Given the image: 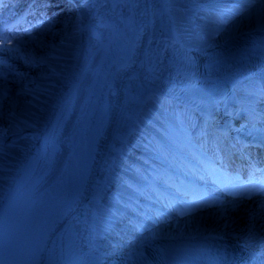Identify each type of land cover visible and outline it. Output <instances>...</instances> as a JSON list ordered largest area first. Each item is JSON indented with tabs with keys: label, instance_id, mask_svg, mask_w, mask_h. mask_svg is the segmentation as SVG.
<instances>
[{
	"label": "bare ground",
	"instance_id": "bare-ground-1",
	"mask_svg": "<svg viewBox=\"0 0 264 264\" xmlns=\"http://www.w3.org/2000/svg\"><path fill=\"white\" fill-rule=\"evenodd\" d=\"M8 1L20 5L26 3V7L32 2V0ZM77 2L81 7L78 19H73L75 16L71 15L62 23L59 21L55 24L50 23L42 32L43 35L39 34L36 38L28 40V43L30 42L28 49L23 48L28 44L26 42L22 45L21 51L12 56L3 45L0 47V69L5 67L3 63L6 61L15 62L18 70L22 71L21 75L6 68V74L0 76V148L3 141L21 138L15 147L7 145L0 149V252L10 241L16 221L30 201L43 188L53 183L54 176L67 154L68 132L87 91L88 79L103 57L106 41L112 37L113 28L122 26L119 17L127 15L128 12L127 5L123 3L107 8L108 0H77ZM180 4V0H136L137 11H141L139 12V21L142 23L141 39L140 44L137 45L136 61L121 73L119 86L117 84L116 87L118 93L114 94L116 122L111 128L112 134L100 163V169L105 172L101 173V177H97L99 183H94V187H91L90 193L95 197L92 200L88 199L87 204L74 214L80 223L79 226L89 227L87 231L89 237L95 233H98L99 237L105 235L108 231L107 226L110 229L114 224L111 222L115 221L117 215L112 214L113 218L109 215L102 216L106 227H102L101 231L95 228L96 222L97 224L101 222L98 212L105 213L101 210L100 204L106 184L113 176L111 173L113 156L116 155L117 148H120L127 135L140 127L139 121L143 119L142 115L148 107L146 104L141 109V106L146 103L143 98H147L148 93L152 100L163 97L159 95L161 91L166 94H175L176 91V94H187L189 98L194 94L193 100L196 99L200 106L210 105L208 109L212 111L213 107L226 101L230 86L244 78L246 71L244 66L253 67L261 64L264 68V42L258 41L260 38L264 39V0L261 4L251 5L248 14L240 18L239 22L231 21L230 25H227L225 18L233 9L226 8L223 11L225 13L214 20L216 21L214 24L221 29L219 36L212 39H203L192 32L193 28L183 16ZM7 10H9L7 14L15 11V9ZM76 21L79 23L78 30L75 29ZM183 42L187 46H183L182 49ZM184 48L196 50H190L194 51L191 54L184 51ZM205 48L213 49L212 53L208 54V49ZM200 50L202 54L199 53ZM243 55H250L249 60H245ZM2 57L6 59H1ZM193 57H196L195 62L190 61L188 68L194 76V81L201 82L196 84V87L187 85V90L185 86L179 84L182 78L165 68L163 63H173L179 68L183 66L182 61L188 58L193 60ZM17 58L19 60H16ZM37 59L45 60L47 66L39 63ZM103 61L100 65L104 63ZM241 61L247 63H240ZM139 70H142L141 75ZM247 72L249 71L245 73ZM212 77L214 80L208 82L207 78ZM146 78L149 81H146ZM248 80L251 81L252 78L249 77ZM139 81L146 85L143 97L134 93L128 94V88ZM243 96L244 92H241L237 98L241 99ZM202 97L209 98L210 103L204 102ZM156 109L160 111L159 106ZM152 115L149 127L154 135L147 138L142 146L144 147L142 153L145 157L146 154L161 157L163 152L161 150L158 152L157 145V138L162 135L161 128L169 132L175 130L179 118L166 115L165 121H162L156 112ZM156 125H160L161 128ZM191 143L197 150L200 149L193 139ZM108 151L110 153L107 155ZM143 155L139 158L141 159ZM106 156L108 161H104ZM188 160L194 161L191 157H188ZM132 167L133 165L128 164L125 171L128 174L132 173ZM26 169L27 174L23 183L11 193L10 190ZM120 187L136 193L134 188L126 183H121ZM114 202L121 208L124 204V201L120 200ZM89 204L88 214L82 216L85 205ZM219 208L211 209L212 215H208L213 218L210 221L212 230H217L213 232L214 234L209 230H203L202 226H198L197 222L192 220L185 224L181 233L175 230L165 231L163 237H157L155 240L156 245L167 252L179 247L199 248L205 242H214L238 247L247 245L253 249L262 248L260 251L263 253L264 246L259 241L264 239V236L260 239L253 237V233L256 230L261 231V234L264 233V209L256 204L237 202L234 208L227 210L220 217L221 210L217 214ZM107 214L109 213L106 212ZM136 217L140 218V215ZM194 217L198 216L194 215ZM253 217L254 227L251 224L246 228L248 221ZM121 227L126 226L121 225ZM244 228L246 229L243 231ZM242 232L243 235L237 238ZM60 233L58 229L51 241V252L58 251L59 244L56 243ZM110 236L111 239H115L113 233H110ZM145 237L143 236L142 239ZM139 241L141 240L135 239L133 243L127 242V244L121 242L120 244H123L117 247L111 245L102 248V253L111 255L120 251H130L131 247L139 244ZM84 244L83 242L85 247Z\"/></svg>",
	"mask_w": 264,
	"mask_h": 264
},
{
	"label": "snow or ice",
	"instance_id": "snow-or-ice-1",
	"mask_svg": "<svg viewBox=\"0 0 264 264\" xmlns=\"http://www.w3.org/2000/svg\"><path fill=\"white\" fill-rule=\"evenodd\" d=\"M10 40L5 39L4 37L0 36V44H7L10 43ZM264 193V182L260 184L256 183H249V184H242L239 192L234 193L235 195H245L250 196L253 193ZM218 203L215 199H211L208 197H201L198 199H193L192 201L188 202L183 208H173V211L177 213V215L184 216L191 214L195 211H200L204 208L210 207L213 204Z\"/></svg>",
	"mask_w": 264,
	"mask_h": 264
},
{
	"label": "water",
	"instance_id": "water-1",
	"mask_svg": "<svg viewBox=\"0 0 264 264\" xmlns=\"http://www.w3.org/2000/svg\"><path fill=\"white\" fill-rule=\"evenodd\" d=\"M118 1H121V3H123L124 5H127V9H128L126 17L123 18L122 27L120 29H118V31H119L118 35L120 37H122V39L127 40V37L125 35H127L129 33L128 23H129V20L131 19L130 15H131V13H132V15H135L137 8H136L133 0H118ZM118 1L115 2L114 0H110L108 4L109 5H111L112 3L116 4ZM118 61H119V59L116 58V61H113L108 67H106L109 70L108 72L105 71V75L107 76L108 79L113 78V76L115 74L114 70L117 69L118 66L120 65V63ZM145 86L146 85L142 84L139 81V82L135 83L132 87H129L127 90V93L128 94L134 93L137 96H142L144 93Z\"/></svg>",
	"mask_w": 264,
	"mask_h": 264
},
{
	"label": "rangeland",
	"instance_id": "rangeland-1",
	"mask_svg": "<svg viewBox=\"0 0 264 264\" xmlns=\"http://www.w3.org/2000/svg\"><path fill=\"white\" fill-rule=\"evenodd\" d=\"M199 1H201V0H183V2L185 3V5H186V6H190V7H193V6L195 5V3H198ZM183 15L186 16V17H188V18L190 19V22H192L193 24L195 23V22H194L195 15H194V13H193L192 10H184V11H183ZM40 38H43V37L40 36ZM37 42H38V41H37ZM39 43H40V42H39ZM179 84L182 85V86H185V87H186L187 85H190V86H194V87H196V85L191 84L189 81H186V80L183 79V78H182V80L179 82ZM175 93H176V91H175ZM18 141H19V137L16 138V139H10V140H8L7 142H6V141H3V143H1V145L4 146V147H7V145H11L12 147H15V145H16V143H18ZM253 220H254V217L251 218V219L248 221V224H247L246 228L249 227V225H251V224H252L253 227H254V221H253ZM197 224H198V226H202L203 230H205V229H206L207 231L209 230V232L212 233V234H214L213 232H216V231H217V230H215V229H214V231L212 230V228H211V226H210V224H211L210 221L207 223V222L202 221L201 219H199V220L197 221ZM209 227H210V228H209ZM246 228H244L243 231H244ZM251 228H252V227H251ZM253 234H254L253 237H258V238H260V239H262V236H264V233L261 234V231H259V230H256L255 233H253ZM242 235H243V232H242L241 234H239L237 238H239V237L242 236ZM259 243H261V244L264 246V239H262L261 241H259Z\"/></svg>",
	"mask_w": 264,
	"mask_h": 264
}]
</instances>
